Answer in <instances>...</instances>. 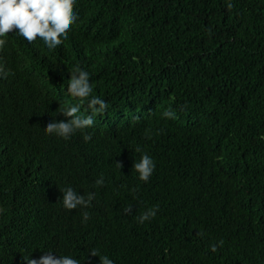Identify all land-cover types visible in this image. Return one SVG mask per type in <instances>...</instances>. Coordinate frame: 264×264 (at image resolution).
I'll return each mask as SVG.
<instances>
[{"label":"trees","instance_id":"obj_1","mask_svg":"<svg viewBox=\"0 0 264 264\" xmlns=\"http://www.w3.org/2000/svg\"><path fill=\"white\" fill-rule=\"evenodd\" d=\"M228 2L76 0L77 21L50 51L9 31L0 264L48 248L97 264L94 247L116 264H264V0ZM77 64L108 101L89 140L43 130L67 119L56 111L73 102L65 88ZM168 108L175 118L162 115ZM137 144L156 163L147 181L132 168ZM66 184L96 195L68 209Z\"/></svg>","mask_w":264,"mask_h":264},{"label":"clouds","instance_id":"obj_2","mask_svg":"<svg viewBox=\"0 0 264 264\" xmlns=\"http://www.w3.org/2000/svg\"><path fill=\"white\" fill-rule=\"evenodd\" d=\"M76 0H0V48L7 43V34L15 29L16 34L23 36L31 42L38 39L45 50H53L60 46L65 40V34L69 31V26L77 21L78 12L73 10ZM231 0L227 7H231ZM3 64H0V75H6ZM90 73L79 64L75 65L70 72L65 92L72 98L73 102L61 106L56 112L62 113L67 119H52L48 121L43 130L46 133H55L56 135L68 139L72 133L77 130L83 132L85 140L91 139L92 133L86 129L93 125L97 114L103 113L108 108V101L93 93V84L89 79ZM82 106L87 108V113L81 111ZM54 115V114H53ZM165 117H176L175 111L168 108L162 112ZM264 139V133H260ZM135 150L140 153L138 159L133 160L132 168L138 174V177L147 181L156 168L154 157L142 146L137 144ZM120 168V162H116ZM104 177L101 174L96 180V185L103 184ZM62 192V205L68 209L77 206H88L94 199V191L78 192L77 188L71 184H66L60 190ZM159 205H151L145 208L136 217L138 222H144L156 215ZM125 212L132 211V204L124 208ZM85 220L89 217L87 208L83 209ZM223 239L211 243L209 247L216 251L218 245H223ZM32 251V250H31ZM28 251L22 256L26 264H81V259L76 255L68 253H58L55 249L41 250L38 257H30ZM93 255L98 256L97 264H116V261L107 253H103L98 248L89 250Z\"/></svg>","mask_w":264,"mask_h":264}]
</instances>
